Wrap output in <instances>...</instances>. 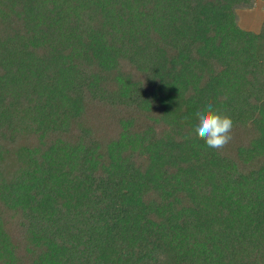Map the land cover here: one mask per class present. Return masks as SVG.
<instances>
[{
  "label": "trees",
  "instance_id": "trees-1",
  "mask_svg": "<svg viewBox=\"0 0 264 264\" xmlns=\"http://www.w3.org/2000/svg\"><path fill=\"white\" fill-rule=\"evenodd\" d=\"M254 3L0 0V264H264Z\"/></svg>",
  "mask_w": 264,
  "mask_h": 264
},
{
  "label": "clouds",
  "instance_id": "clouds-1",
  "mask_svg": "<svg viewBox=\"0 0 264 264\" xmlns=\"http://www.w3.org/2000/svg\"><path fill=\"white\" fill-rule=\"evenodd\" d=\"M197 123L194 131L199 139L211 149H223L232 140L234 121L230 114L214 107L211 101L195 113Z\"/></svg>",
  "mask_w": 264,
  "mask_h": 264
},
{
  "label": "rangeland",
  "instance_id": "rangeland-1",
  "mask_svg": "<svg viewBox=\"0 0 264 264\" xmlns=\"http://www.w3.org/2000/svg\"><path fill=\"white\" fill-rule=\"evenodd\" d=\"M262 7L263 1L255 0L253 8L238 9L237 15L240 27L254 32L259 31L264 18V11Z\"/></svg>",
  "mask_w": 264,
  "mask_h": 264
}]
</instances>
